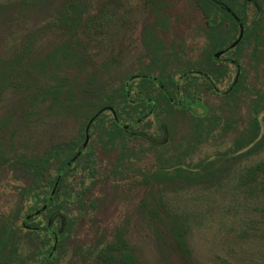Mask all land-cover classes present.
Listing matches in <instances>:
<instances>
[{
  "label": "rangeland",
  "instance_id": "1",
  "mask_svg": "<svg viewBox=\"0 0 264 264\" xmlns=\"http://www.w3.org/2000/svg\"><path fill=\"white\" fill-rule=\"evenodd\" d=\"M21 1L0 0V9H4L3 13L0 12V57L12 59L30 39H35L32 58H43L66 40V33L58 23L65 5L78 0H40L31 6L20 5ZM83 1L89 8L83 16L78 35L86 47L88 68L79 77V82L84 83L88 74L103 71L111 64L105 77L117 87L127 83L130 75L137 77L141 70L151 67V57L143 42V30L155 21L156 14L148 0ZM166 1L168 5L165 12L170 22L166 28L157 31V36L162 39L166 49L178 50L182 57L180 63L171 64L168 69L171 72L175 67L185 68V63L194 64L203 56L206 40L201 29L205 25V18L195 0ZM255 12L256 8L249 6V22ZM84 21L94 22L86 26ZM252 52L253 45L247 41L240 62L243 71L228 64L234 59L233 53L220 58L222 63L218 64V68L227 67L228 75L215 86L217 94L207 87L200 93L202 103L209 109L213 108L214 119H220V127L213 126L214 130L197 143L190 157L186 158V163L216 161L219 156L231 151L239 132L247 125L245 102L248 96L254 95L253 91L264 92V62L253 68L255 59ZM159 72L155 69L153 73ZM241 72L244 73L246 89L238 112L233 115L222 93L232 86ZM68 77H72V73H68ZM87 92L80 94L83 99L91 96L90 91ZM27 98L24 92L13 88L0 98V121L11 119L4 132L6 148L22 151L29 157L43 156L56 145L70 143L85 135V119L81 116L64 114L57 117L41 110L28 117L27 111L31 104ZM192 110L195 114H201V109L196 106ZM263 115L264 112L260 116ZM190 116L188 113H176L169 121L167 130L163 131L157 127L154 118H148L151 127L140 129L146 132L148 140L133 138L128 143L129 149L142 151L137 154V158H129L125 162L131 171L125 173L124 180L123 176L111 174L118 163L117 157L122 147L107 146L98 137L90 136V150L95 158L93 167L97 175L94 178L88 170L80 168L74 177L69 178V183L73 185L75 181L79 183L85 180L86 186H91L96 180L88 193V203L94 199L97 206L88 208L84 213L69 206V212L75 214V226L67 235L64 247L59 251V259L54 264H104L96 258L80 256L76 250L80 246L88 249L96 242L114 239L113 234L120 227L126 229V239L134 248L140 264H185L176 254V245L166 225L159 219L153 221L147 214L143 201L148 197L150 186L143 184L138 172H149L156 165V148L152 147L151 141L157 140L163 149L169 145L177 147L194 142ZM232 118L237 123L225 130V124ZM247 151L245 148L235 154L234 157L238 158L231 160L221 178L212 183L152 188L157 196H163L167 212L181 217L187 228V244L195 264H264V175L260 173L255 178L250 176L245 185L240 183L242 174L246 176L251 166L264 162V148L249 155ZM47 173L49 178L56 175L55 169ZM29 183V178L23 174L15 176L6 171L0 173L1 214L8 215L21 205L20 191ZM66 188L68 196V191H71L68 179ZM51 190L44 187L39 193L44 192L43 198ZM148 205L151 206L150 202ZM63 213L68 214V211ZM160 215L165 219L163 212ZM24 220L21 217L18 226L23 225ZM36 223H41L42 227L50 224L46 215L37 218ZM60 226L61 223L57 222L54 229ZM24 237L21 252L23 256H31L38 240L33 243L26 235Z\"/></svg>",
  "mask_w": 264,
  "mask_h": 264
},
{
  "label": "trees",
  "instance_id": "2",
  "mask_svg": "<svg viewBox=\"0 0 264 264\" xmlns=\"http://www.w3.org/2000/svg\"><path fill=\"white\" fill-rule=\"evenodd\" d=\"M39 1L22 0L20 5L31 6ZM148 1L156 14L155 21L146 25L143 30V42L151 57V67L141 70L137 77L130 75L127 83L114 87L105 77L111 67V64H108L103 71L88 74L84 83L79 82V77L83 76L88 68V56L86 47L78 35V29L89 6L83 0H78L67 3L61 13L58 24L66 33V40L45 57L32 58L35 39H30L12 59L0 57V98L11 88L22 91L31 104L27 111L28 117L41 110L57 117L64 114L81 116L85 119L84 131L89 121L104 110L92 124L90 136L98 137L99 141L103 140L107 146L122 147V152L117 157L118 163L111 172L115 177L123 176L122 180L125 173L131 171L130 166L125 165L127 159L137 158V154L142 151L129 149L128 143L133 138L148 140L146 132L140 130L145 126L147 129L151 127L148 118H154L157 127L163 131L167 130L169 121L176 113L190 114L195 143L186 142L184 146L177 147L169 145L167 149H163L157 140H150L152 147L156 148V165L149 172H136L139 173L138 178H141L143 184L150 186L148 197L143 201L147 214L153 221L159 219L166 225L167 232L176 245L179 259L185 264H195L193 253L187 244V228L181 217L168 213L163 196H157L152 188L161 185L190 187L212 183L221 178L231 160L238 158L234 157L235 154L245 148L248 155L264 148V115L260 116L264 112V92L258 90L253 91L254 95H249L248 101L245 102L248 112L247 125L239 132L231 151L219 156L216 161L186 163V158L190 157L197 143L202 142L205 136H209L214 130L213 126L220 127V119H214L213 108H207L200 100L204 87L217 94L215 86L229 73L227 67L218 68L222 60H217L215 55L228 49L226 54H234V59L228 64H233V67L243 71L241 56L245 43L249 41L253 45V68L264 62V0H195L205 18V25L201 29L206 40L202 49L203 56L198 62L185 63V68L175 67L171 72L168 71L171 64L180 63L182 57L179 56L178 50L166 49L162 39L157 36V31L166 28L170 22L165 12L168 4L166 0ZM251 5L256 8V12L249 22L248 9ZM3 11L4 9H0V12ZM93 22L84 21V24L87 26ZM240 23L245 27L244 37L234 49H230L239 37ZM155 69L160 72L154 74ZM68 73H72V77H68ZM245 89L244 73L241 72L237 82L234 80L232 86L222 93L233 115L238 112ZM87 91H90L91 96L83 99L80 94L88 93ZM193 106L201 109V114H195ZM108 108L114 109L117 118ZM10 123V118L0 121V173L6 171L15 176L23 174L29 178L30 183L20 191L21 205L8 215L0 213V264H54L59 259V251L64 247L67 235L75 226V214L69 212V206H74L77 211L83 213L88 208L97 206L94 199L88 203V193L96 180L91 186H86L85 180L79 183L75 181L73 185L69 183V178L74 177L80 168L88 170L92 177H96V169L93 167L94 153L90 150L91 142L84 148L83 134L81 139L64 145L58 144L43 156L29 157L22 151L6 148L4 132ZM236 123V119L232 118L225 124L224 129L234 127ZM79 152L81 154L73 160ZM51 169L56 171L53 178H49L47 173ZM260 173L264 175V162L251 166L246 176L242 174L241 185H245L250 176L255 178ZM67 179L68 187L71 186L68 196ZM58 180L56 194L52 197L51 192ZM44 187L52 190L47 197L42 198L44 192L40 194L39 191ZM43 204L47 205V209L38 216L34 215L27 222V229L22 224L18 226L17 222L21 217L26 219L27 216L35 214ZM64 211H68V214H64ZM161 212L165 215L166 223L160 215ZM44 215L50 223L47 227L36 223L37 218ZM78 215L79 212L76 216ZM57 222H60L61 226L54 229ZM51 231L58 235L59 242L56 252L49 258L54 242ZM25 235L33 243L38 240L31 256H23L21 252ZM113 238L103 243L96 242L88 249L80 246L76 252L83 257L101 260L104 264H140L134 248L126 239L125 228H117Z\"/></svg>",
  "mask_w": 264,
  "mask_h": 264
},
{
  "label": "water",
  "instance_id": "3",
  "mask_svg": "<svg viewBox=\"0 0 264 264\" xmlns=\"http://www.w3.org/2000/svg\"><path fill=\"white\" fill-rule=\"evenodd\" d=\"M239 28H240L239 37H238V39H237V40H236V41H235V42L229 47L230 49H234V48L240 43V41H241V40L243 39V37H244V32H245V27H244V25H243L242 23H240V24H239ZM227 50H228V49H225V50H223V51L218 52V53L215 55V58H216L217 60L220 59L224 54H226ZM238 78H239V73H238V75H237V77H236V79H235V82H237ZM108 110L111 111V112L114 114V117H115V118H117L114 109H112V108H108ZM103 111H104V110L100 111L98 114H96V115H95V116L89 121V123H88V125H87V127H86V129H85V142H84V145H83L84 148L87 147V145H88V143H89V141H90V129H91L92 124L94 123L95 119H96V118H97V117H98ZM80 154H81V152H79L78 155H77L73 160H76V158H77ZM69 164H70V163H69ZM59 179H60V178H59ZM58 184H59V180H58V182L55 184V186H54V188H53V190H52V192H51V196H52V197H53V196L55 195V193H56V190H57ZM46 209H47V205H45L44 207H42V209L39 210V211H37L35 214L26 217V219H25L24 222H23V226L27 228L26 223H27V222H28V221H29L34 215L38 216L42 211H45ZM52 234L54 235V245H53V247H52V251H51V253H50V255H49V258H51L52 255L56 252V250H57V246H58V242H59L58 235H57L56 233H54V232H52Z\"/></svg>",
  "mask_w": 264,
  "mask_h": 264
},
{
  "label": "flooded vegetation",
  "instance_id": "4",
  "mask_svg": "<svg viewBox=\"0 0 264 264\" xmlns=\"http://www.w3.org/2000/svg\"><path fill=\"white\" fill-rule=\"evenodd\" d=\"M229 62H231V60H230ZM44 205H45V204H44ZM44 205H43V206H44ZM33 228H36V227H33ZM51 235H53V234H52V231H51Z\"/></svg>",
  "mask_w": 264,
  "mask_h": 264
}]
</instances>
